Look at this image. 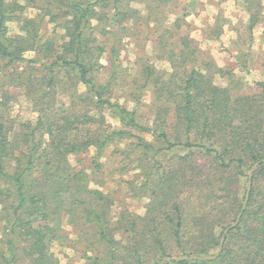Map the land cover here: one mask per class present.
Instances as JSON below:
<instances>
[{
	"label": "trees",
	"instance_id": "16d2710c",
	"mask_svg": "<svg viewBox=\"0 0 264 264\" xmlns=\"http://www.w3.org/2000/svg\"><path fill=\"white\" fill-rule=\"evenodd\" d=\"M24 1L33 4L40 14L34 18L23 17L25 6L18 0H0V180L13 187L16 202L13 213L25 207L27 213L34 216L32 218L41 221L30 235L25 231L20 236L27 235L25 240L28 239L21 248L14 243L13 235L9 237L6 244L11 247V258L1 255L0 264H12L19 249L30 260L29 264H59L53 253H49L47 239L57 238L69 247L75 242L59 231L61 211L67 213L69 226L76 230L77 239L83 244L79 252L85 264H148L149 255L157 259L156 264L174 247L180 255L210 254L208 251L218 246L220 237L224 241L214 258L173 259L163 264H264V83L257 82L258 91L251 95L232 96L228 88L215 85L201 65L187 62V40H181L186 49L178 53L170 43L167 58L172 66L175 67V61L190 66L183 68L180 75H174L179 76L178 80L172 77L166 82L156 78L153 84L156 99H170L174 105L173 127L178 131L170 137L165 119L168 107L156 109L154 128L141 126L133 111L105 96L110 93V81L100 85L91 75L97 71V58L104 50L96 43L94 34L101 28L91 20L94 18L104 25L108 22L110 26L120 25L130 16L129 9L118 8L120 0ZM111 2L113 15L107 19L105 10ZM96 5L100 6V16L96 13ZM132 11L137 12V9ZM45 17L64 27L67 41L56 45L52 39L41 37L38 32ZM8 22H15L20 32L9 33ZM102 30L110 29L102 27ZM159 34L158 39L162 41L176 31L162 27ZM26 51H33L35 57L27 59ZM21 62L26 64L19 69L17 64ZM11 66L13 68L7 70ZM144 74L148 78L150 72ZM81 84L86 88L83 100L88 101L90 107L76 110V101L83 96L77 91ZM9 87L21 88L19 93L31 102L36 114L34 121L19 122L17 131L12 126L15 121L10 122L6 116L10 102L18 97ZM60 93L70 95L67 107L58 104ZM105 105L121 120L159 140L161 145L156 147L137 137L143 155L159 149L183 148L187 151L183 156L168 157L175 162L163 171L160 166L155 167L154 161L149 163L143 182L137 186L141 195L148 198L143 215L125 208L112 215V197L89 188L86 175L61 174L65 169L59 163L69 153L88 149L91 145L101 151L121 133L112 130L102 134L101 123L80 131L81 126L103 122L101 115L95 117L90 111ZM45 133L47 141H43ZM164 144L166 146L160 148ZM193 150L209 155V163L192 158ZM12 159L18 166L9 170ZM254 161L259 164L252 172L245 207L237 225L223 234L225 224L234 219L244 199L247 171ZM39 165L56 181L48 178L50 186L40 183L34 189L27 178L39 173L35 171ZM216 181L220 182V186L215 187L220 192L221 209L218 214L207 211L196 216L197 231L190 235L183 217L184 194L188 188H210ZM52 194L66 196V205L62 199L57 205L46 204L45 198ZM6 204L4 206H12V201ZM32 218L24 220L18 216L13 219L12 234L16 228L32 227Z\"/></svg>",
	"mask_w": 264,
	"mask_h": 264
},
{
	"label": "rangeland",
	"instance_id": "374dc122",
	"mask_svg": "<svg viewBox=\"0 0 264 264\" xmlns=\"http://www.w3.org/2000/svg\"><path fill=\"white\" fill-rule=\"evenodd\" d=\"M18 1L25 6L22 13L23 17L34 18L40 14V10L33 7V4H26L24 0ZM120 1L118 8L121 7L129 9L128 12L130 11V16L123 20L120 25L113 24L110 26L109 23L111 22L108 21L104 25L97 23L94 18L91 20L97 24L96 27L101 28L97 29L94 34L96 43L104 47L97 58L98 69L91 75L100 85H105L110 81L111 90L105 96L108 97L109 101L117 102L127 110L133 111L135 120L141 126L154 128L153 120L156 116V109L168 107V113L165 116L166 131L170 137H173L178 131L173 127L175 122L173 103L170 99H156L153 84L156 78L166 82L170 81L172 77L173 80L174 78L178 80L179 76L174 75L176 73L180 75L183 68L189 69L190 66L180 65L175 61L176 70H174L175 67L172 66L171 60L167 58L170 43L174 45L175 53L186 49L181 42L183 38L188 41V49L185 52L187 62L193 61L197 66L201 65L203 71L211 76L212 82L221 88H228L232 96L251 95L258 91L255 85L257 82L264 83V0ZM132 9H137V12H133ZM160 9L163 11L161 12ZM95 10L100 16L99 5L95 6ZM105 14L107 19L112 17V2L105 10ZM45 20L38 32L43 39H52L56 45L67 41V37L63 35V26L49 22L46 17ZM176 24L178 26L174 30L173 26ZM102 27L106 29L109 27L110 30H102ZM162 27H169L172 31H176V34L161 41L158 36ZM8 29L9 33L20 32L15 22H8ZM112 48L114 53H112ZM24 55L27 59L35 57L33 51H26ZM25 64L26 62H21L17 66L21 69ZM12 68L11 66L7 70L10 71ZM145 71L150 72L148 78L144 76ZM9 91L18 95L17 100L10 102L6 111L8 120L10 122L15 121L12 126L17 131L19 122L34 121L36 114L31 109V102L19 93L21 88L9 87ZM77 91L81 92L83 96L81 100L76 101L75 109L90 107L88 101L83 100L86 96L84 95L85 86L79 85ZM57 102L58 104L63 103L67 107L71 102L70 95L60 93ZM90 114L95 117L101 115L103 122L81 126L80 131L101 123L102 134L112 130L121 133L116 134L101 151L91 145L88 149L69 153L59 163L61 164L59 166L65 169L61 174L65 172L70 177L78 174L86 175L89 188L98 189L112 197L114 201L111 208L112 215H116L120 208L143 215L148 198L141 195L137 186L143 182L144 173L148 172L146 169L149 163L154 161L155 167L160 166V171H163L169 164L173 165L175 162L168 160V157L186 155V149H159V151H152L143 155L142 148L138 146L137 137H141L145 142L158 147L161 143L156 140L154 135L135 129L127 121L121 120L114 110L107 105L91 110ZM181 138H184L182 134ZM47 140L48 136L45 133L43 141ZM165 146L166 144L160 148ZM191 156L200 163L208 164L210 161L209 155L207 156L198 150H193ZM8 165L9 170H12L16 165L18 166L17 161L15 162L13 159ZM45 170L46 168L39 165L35 170L39 173L28 176L27 180H30L34 189H37L40 183L42 185L45 183V187L50 186L47 181L50 177L44 173ZM51 179L56 181L55 177L50 178V181ZM215 185L219 187L220 182L216 181L210 188H188L187 194H184L186 201L182 206L183 217L186 225H188L190 235H195L197 231L196 216L207 211L211 214L219 213L221 196L220 192L216 191ZM246 187L247 183L245 190ZM0 190V199L4 201L2 204L0 200V256L3 255L5 259H10L11 247L6 242L13 235L14 243L17 244L18 248H21L28 241V239L25 240V237L30 235L32 229L40 225L41 219L32 218L34 216L27 213L25 207L19 208L15 214L13 213L16 202L15 197L13 198L11 183L0 180ZM45 199V203L50 205H57L62 199L65 206L68 201L66 196L61 198L53 194ZM11 201L12 206H4ZM18 216L24 220L32 218L33 221L30 223L32 227L16 228L12 234L11 223ZM235 217L228 224H225L224 229L233 224ZM58 220L59 231L66 233L75 242H72L71 247H69L63 241H58L57 238L47 239L49 253H53L59 264H85L79 252L83 244L78 241L76 230L69 226L67 213L61 211ZM50 224H54V222ZM25 231L27 235L20 238ZM218 246L210 249L208 251L211 252L210 254L184 253L181 255L178 249L174 247L168 251V256L163 257L156 264H163L184 255L188 258L191 256L210 257L215 255ZM29 261L19 249L15 252L12 264H29ZM156 261L154 256H148V264H154Z\"/></svg>",
	"mask_w": 264,
	"mask_h": 264
},
{
	"label": "water",
	"instance_id": "95a60500",
	"mask_svg": "<svg viewBox=\"0 0 264 264\" xmlns=\"http://www.w3.org/2000/svg\"><path fill=\"white\" fill-rule=\"evenodd\" d=\"M259 164V161H255L250 169H249V172H248V177H247V187H246V190H245V195H244V199H243V202L241 204V207L235 217V220L233 222L232 225L228 226L227 228H225L223 230V234H226L232 227H235L239 221V218L242 214V211L245 207V204H246V201H247V198H248V195H249V191H250V188H251V178H252V172H253V169ZM223 241H224V238L221 237L220 238V241H219V246H218V250L217 252L215 253V255L213 256H210V257H199V256H191V258H194V259H211V258H214L221 250V247H222V244H223ZM188 256L184 255V256H181V257H178L176 260H179V259H187Z\"/></svg>",
	"mask_w": 264,
	"mask_h": 264
}]
</instances>
